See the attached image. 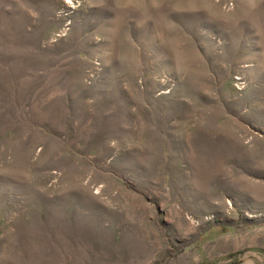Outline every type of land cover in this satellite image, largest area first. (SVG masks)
<instances>
[{"label":"rangeland","instance_id":"obj_1","mask_svg":"<svg viewBox=\"0 0 264 264\" xmlns=\"http://www.w3.org/2000/svg\"><path fill=\"white\" fill-rule=\"evenodd\" d=\"M0 264H264V0H0Z\"/></svg>","mask_w":264,"mask_h":264}]
</instances>
